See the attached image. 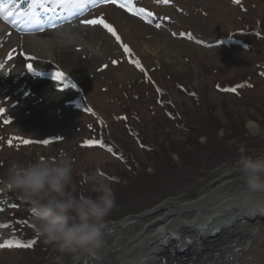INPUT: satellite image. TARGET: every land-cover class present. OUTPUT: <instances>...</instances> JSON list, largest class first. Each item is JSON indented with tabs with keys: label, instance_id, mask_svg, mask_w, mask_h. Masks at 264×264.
I'll use <instances>...</instances> for the list:
<instances>
[{
	"label": "rangeland",
	"instance_id": "rangeland-1",
	"mask_svg": "<svg viewBox=\"0 0 264 264\" xmlns=\"http://www.w3.org/2000/svg\"><path fill=\"white\" fill-rule=\"evenodd\" d=\"M55 1L70 4L68 10L74 7L81 11L74 13L62 30L42 38L47 54L41 55L36 46H30L39 37H14L0 26L1 33L16 49L33 50L40 55L35 56L36 60H41L39 66H45L46 71L41 70L36 77L53 87L61 103L51 106L53 99L29 98L25 107H13L17 109L11 115L7 112L16 104L17 92L4 98L9 102L15 99L6 110L0 103V145L9 134L29 139L28 143V139H21L14 152L0 155V223L4 222L0 224V264L48 261L45 256L38 257L40 252L34 253V248L41 251L42 239L36 244L32 235H25L32 242L31 250H15L6 245L23 238L20 234L17 237L12 219L28 220L35 235L41 230L50 232L49 221L57 222L37 208L38 213L22 212L32 205L57 210L36 198L33 191L37 187L25 189L24 184L15 183L12 190L18 194H14L5 186L7 176L25 170L37 160L60 158L65 153L66 162L90 181L82 187L88 204L76 196L73 200L70 197L71 204L66 199L62 204L67 206L61 207L63 216L77 212L67 223L71 229L57 226L56 234L66 241L65 230L87 233L100 217L125 224L123 231L135 223L125 222L124 218L141 212L139 207L143 204L172 197L176 191L177 195H198L215 179L219 164H230L228 169L231 165L236 167L232 170L253 165L257 170L264 163V0ZM129 1L134 5H129ZM61 47L88 55L84 67L69 74L59 68L54 55ZM2 61L0 57L1 79L14 70L13 65L6 68ZM20 79V73L13 74L9 84L15 87L20 81L24 86ZM5 89L2 93L8 94ZM161 91L172 109L184 117L186 125L193 127L183 137L157 103ZM189 93L200 96L201 111L196 110ZM98 123L124 153L125 164L101 147H84L81 140L95 143L92 139L98 137ZM250 123L257 124L261 136L250 134ZM129 127L145 133L146 143H151L155 152L148 153L136 143L137 138L129 136ZM262 170L234 179L248 178L251 182L252 176L263 175ZM102 173L110 178L100 176ZM65 185L69 190L78 186L72 178H67ZM42 189L47 195L52 194L49 186ZM52 200L60 205L58 198ZM39 213L50 218L45 220ZM95 233L85 246L99 244L100 234ZM74 242L73 239L67 243L71 246ZM76 245L67 253L66 263L58 264L72 262L81 250ZM204 252L199 253L198 259H193L192 254L183 262L194 264Z\"/></svg>",
	"mask_w": 264,
	"mask_h": 264
},
{
	"label": "bare ground",
	"instance_id": "bare-ground-1",
	"mask_svg": "<svg viewBox=\"0 0 264 264\" xmlns=\"http://www.w3.org/2000/svg\"><path fill=\"white\" fill-rule=\"evenodd\" d=\"M48 34L54 33H46L39 37L40 40L35 39L37 41L30 43V46L39 49L41 55L48 53L45 40L42 39ZM35 53L33 50L25 52L16 49L0 30V57L6 68L8 65L14 68L10 76L0 78L1 107L6 110L9 103L15 102V99L4 101L6 96L15 91L17 94L14 97L18 99L8 110V115L15 113L17 108H14L18 105L25 107L29 98L53 99L51 106L60 103L59 95L53 87L49 88L47 82L28 74V71H46L45 66H39L42 62L36 60V57L40 55ZM87 56L74 48L61 47L54 58L57 66L68 73L84 67ZM16 73H20L24 86L20 85V81L15 87L9 84L11 76ZM4 88L8 94L2 93ZM58 105L61 106V103ZM248 128L251 135L261 136L257 124L250 123ZM227 165L219 164L215 179L201 189L198 195H177L176 191L172 197L162 198L165 193L160 195L162 199L143 204L139 207L141 212H133L123 220L135 222L130 226L131 229L122 231L125 224L116 221L102 223L93 231L100 234L97 237L99 244L85 246L72 262L67 263L183 264V260L192 254H195V259L205 250L196 264H264V173L260 177L252 176L251 182L248 178L234 179L259 172V169L264 170V163L257 170L252 168L253 165L237 167L235 170H232L236 168L233 165L229 169ZM0 224L4 225V222ZM67 260L68 256L59 263H66Z\"/></svg>",
	"mask_w": 264,
	"mask_h": 264
},
{
	"label": "trees",
	"instance_id": "trees-1",
	"mask_svg": "<svg viewBox=\"0 0 264 264\" xmlns=\"http://www.w3.org/2000/svg\"><path fill=\"white\" fill-rule=\"evenodd\" d=\"M158 87V86H157ZM179 87L183 88V85H180ZM184 89V88H183ZM159 90V87H158ZM163 92L161 91L158 95H157V103L160 104V107L163 109L164 114L172 120V122L176 125V128L178 127L179 131H182V133H180V136H184L186 135L185 133L190 132L191 129H193L192 126H189L188 124L186 125V123L184 122V117H182V115L178 114L174 109H172L171 104L169 103V101H167L166 99H164L162 97ZM190 97L193 98V103H196L197 105V109L201 111V104L202 102L200 101V96L195 95V96H191ZM203 115H206V112L202 113ZM99 124V123H98ZM100 127L98 128L97 131V138H93L92 141H94V144H88L87 140L83 141L81 140V142H85L84 143V147L90 148V147H101L103 148L102 150L108 152V153H112L113 157L118 160L120 163H124L125 164V156L124 153L120 152V148L118 146H116L114 143H112L110 137H109V133L108 130L106 128H102L101 124H99ZM129 131V136L131 138H134V136L137 138L136 139V143H138L146 152L148 153H153L155 152L154 147L152 146L151 143L147 144L146 141L148 139V137L146 136V134L141 133V132H136L134 131L131 127L128 128ZM144 142V143H143ZM16 145L17 143L15 142V140H11L10 141H5L0 145V155L3 152H14V150L16 149ZM63 155L59 158V157H55L53 159H45V160H37V162H32L28 168H26L23 171H19V172H12L9 176H7L9 178V181L7 182L9 189L12 190V187H16V185H14L15 183H21L24 184L25 189H32L31 187L33 186V188L37 187L36 191H33L34 194L36 195V198L39 199V201H42L43 203H47L50 204V206H52L53 208L55 207L61 215L62 213L64 214L63 210L61 209V207H67V206H63L62 204L66 202L68 204L70 203V197L71 200L78 198L79 200H81V202L86 203L87 202V194L86 192L82 191V187L83 185H87L90 181L85 180L82 173H79V171H77L76 168H74V166L68 164L66 162V154L62 153ZM34 161V160H33ZM1 165V164H0ZM219 166V165H217ZM73 167V168H72ZM100 176H105L103 173ZM110 178L108 175L105 176ZM67 178H72L73 181L76 182V184L78 186H74L73 188H71L69 190L68 187H66L65 185V181ZM113 180H115L113 178ZM2 181V180H1ZM102 181V180H101ZM116 181V180H115ZM3 182V181H2ZM82 182V183H81ZM81 183V185H79ZM20 185V184H19ZM47 185L49 186L52 194L51 195H47L43 189L42 186ZM41 186V188H40ZM80 186V188H79ZM21 188V187H20ZM35 190V189H34ZM14 194H18L16 192V189L12 190ZM46 194V195H44ZM67 194H69V196H66ZM74 196H76V198H74ZM59 199L60 201V205L57 204L55 205L53 203L52 199ZM57 201V200H56ZM96 201V200H95ZM97 202V201H96ZM88 204V203H86ZM73 207V206H72ZM74 208V207H73ZM23 210V213L26 215L29 212L30 213H38V211L36 209H29V210ZM27 211V212H26ZM77 213L75 210L70 213H68V215L63 216L65 218V220L69 223L71 222L72 218L75 216L74 214ZM40 214V213H39ZM46 214V213H45ZM41 215V214H40ZM43 218L45 220H47L49 216H44L42 215ZM68 217V218H67ZM50 218V217H49ZM52 218V217H51ZM67 218V219H66ZM43 219V220H44ZM21 223H20V228L23 227L24 230L21 233V235H32L35 233L33 227L28 223V220H23L21 219ZM106 221V219H101V217L99 219H97L94 223L91 224V229L94 228V226H97L98 224L102 223ZM50 224V228L52 230H50V232H43V230L39 231L40 236L37 235V240H36V244H39L40 239H42V245L40 246L41 251H36V249L34 248V253H39L38 257L39 258H43L45 256V258L48 259L46 264H53L55 262H57L56 260L57 257L62 256L61 260L58 261H62L63 258H66V256L69 254V252H71L72 246H74L76 243H79L80 245L82 243H84L90 236L91 233L87 232V233H82V234H77V233H73L72 231L69 230H65L68 235H65V237L68 238V241H71L74 239V244L70 246V244H68L65 239L62 240L61 236H59V234H56V232L58 231L56 229V222L53 221H49ZM70 224V223H69ZM75 224V223H74ZM89 226V225H87ZM58 228V227H57ZM29 232H32L30 234H27ZM65 232V233H66ZM39 239V240H38ZM65 246H69L67 249L65 248ZM68 253V254H67ZM50 255V256H49Z\"/></svg>",
	"mask_w": 264,
	"mask_h": 264
}]
</instances>
